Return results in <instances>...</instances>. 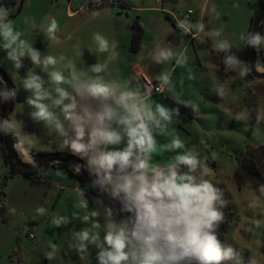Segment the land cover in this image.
I'll list each match as a JSON object with an SVG mask.
<instances>
[{
	"label": "rangeland",
	"instance_id": "1",
	"mask_svg": "<svg viewBox=\"0 0 264 264\" xmlns=\"http://www.w3.org/2000/svg\"><path fill=\"white\" fill-rule=\"evenodd\" d=\"M107 1L23 0V8L19 10L22 0H18L9 7L0 6V65L23 94L26 93L24 81L29 73L40 69L32 62L30 52L38 50L42 58L47 51L62 50L74 18L69 16L68 9L83 5L89 12L93 3L105 4ZM263 1L130 0L136 6L144 3L164 9L160 11L162 19H155L158 29L156 45L146 43L141 52L147 56L150 53L156 56L158 51L168 52L170 65L171 62L174 65V58L180 55L173 66L169 87H173V93L178 96L176 99L195 107L190 115L175 109L162 96L163 93L146 98L149 111L159 121V127L148 122L155 140L151 161L167 165L174 162L177 154L194 150L201 162L209 166L206 179L220 190L224 205H218V209L223 220L227 219L221 244L234 250L232 258L224 260L225 264H264V182L239 185L233 176L249 147L264 144V78L251 77L247 68V36L252 27V15L263 6ZM119 7L121 5L114 9ZM97 8L108 14L113 11L105 5ZM190 8L193 11L188 18L186 12ZM126 10L131 16L138 13L133 6ZM149 14L153 19L152 12ZM123 16L126 17L127 13ZM53 20L57 27L49 33ZM5 25L11 28V33ZM187 27L196 35L191 37ZM152 30L149 26L147 38L152 35ZM17 33L19 37L14 39ZM260 35L264 37V22ZM223 43L229 48L221 49ZM10 53L22 61L23 67H15ZM229 56L238 62L225 67L217 63L223 58L226 64ZM152 58L156 71H162L168 65L161 57ZM258 68L264 69V41L258 50ZM142 70L146 68L141 66L136 71ZM51 72L41 70L46 77ZM157 79L162 80L161 77ZM178 80H181L180 84H176ZM5 90L0 87V92ZM2 101L0 97V103ZM157 106L167 110L169 120L160 117ZM176 138L183 147L169 150L168 146ZM11 163L6 148L0 147V182L9 174ZM56 170L63 174L58 167L49 166L43 170L44 177ZM64 174H67L65 178L75 180L71 173ZM59 183L68 190L73 188V182L63 180ZM4 189L6 210L0 211V264H101L98 258L102 251L100 245L107 247L104 237L109 225L119 222L122 214L117 215V209L111 207L113 216L109 217L106 209L110 206L105 205L99 195L73 191L70 196L59 198L58 193L63 190L61 185L55 189L21 173L9 176ZM85 204L87 212L83 214ZM93 212L97 215L93 216ZM80 214L81 219L86 220L83 223ZM83 231L88 232V240L80 238ZM93 236L97 237L95 241Z\"/></svg>",
	"mask_w": 264,
	"mask_h": 264
},
{
	"label": "clouds",
	"instance_id": "2",
	"mask_svg": "<svg viewBox=\"0 0 264 264\" xmlns=\"http://www.w3.org/2000/svg\"><path fill=\"white\" fill-rule=\"evenodd\" d=\"M4 27L11 33L8 25ZM56 27L53 20L48 32L53 33ZM248 36V42L257 46L264 41L258 32ZM18 37L19 33L14 39ZM94 39L101 52L108 50L105 37L94 33ZM220 48L228 49L229 45L223 43ZM9 56L16 68L23 67L16 56L11 53ZM161 56L167 58L163 52ZM30 58L33 63H39L38 50H32ZM44 62L55 65L56 59L48 56ZM237 62L232 56L226 61L228 65ZM66 67L73 69V79L77 82L74 94L57 86L53 96L43 88L41 77L30 72L24 88L33 94L26 97V103L35 109L30 113L34 121H45L46 126H51L50 131L54 129L64 137L63 147L85 161L77 171L84 170L94 176L91 185L120 204L116 214L123 215L119 222L109 225L104 237L107 247L100 245L101 264H221L232 258L234 250L224 247L216 234L223 221L218 209V205H224L222 194L206 179L209 166L201 162L199 154L189 150L177 154L174 162L164 167L153 165L150 161L155 140L148 122L159 127V121L135 99L136 94L118 91V85L107 83L99 76L80 81L70 62ZM105 68L106 64L91 66L94 73ZM49 75L56 85L67 82L60 71ZM0 97L5 101L15 99L16 91L6 89L0 92ZM45 100H50L51 106L43 103ZM57 108L59 113L53 110ZM157 112L163 119H170L162 106H157ZM112 121L122 126V131L112 129ZM12 130L10 120H0V132L8 134ZM108 145L122 146L109 149ZM168 147L174 150L183 144L176 138ZM106 211L109 217L113 216L111 207ZM79 235L82 240L89 239L87 231ZM96 239L92 237L93 241Z\"/></svg>",
	"mask_w": 264,
	"mask_h": 264
},
{
	"label": "crops",
	"instance_id": "3",
	"mask_svg": "<svg viewBox=\"0 0 264 264\" xmlns=\"http://www.w3.org/2000/svg\"><path fill=\"white\" fill-rule=\"evenodd\" d=\"M93 4L94 5L91 9H89V12H87L88 8H86V6L82 7L83 5H81L77 9H68L69 16L71 18H74L69 24V34L66 35L65 41H63V47L61 48L62 50L51 52L47 51L45 53L46 56H42V58H40V62L35 64L40 66L39 71L35 72L34 74L39 75L41 77L43 88L51 91L53 96L56 95L54 89L57 86L62 87L70 93L74 94V87L77 86V82L73 79V69L66 67V65L70 62L74 66L75 76L78 77L80 81L87 80L90 77L99 76L103 79V81L107 83H115L116 85H118V91H131L135 93V99L141 101L145 107V110L149 111L150 107L147 103H145V100L148 95L146 94L144 85L139 78L140 72L136 71L139 67L142 66L146 68L145 71L149 72L150 74H154L156 78L161 77V81L166 82L165 91L162 95L163 97H172L175 99L178 98V96L175 95V93H173L172 91L173 87H169V83L173 77V66L179 61L178 58L180 55L177 58H174V65L172 62L170 65L171 55H169L168 52L167 54L166 52H163L167 56V58H164L161 56V51H158L157 53L159 54H157L156 56L152 53L147 56L144 55L143 52H141L142 48L138 52H133L130 48L133 35L131 22L137 18H139L140 21L141 19L144 21V23L142 21L141 23L144 25L146 33L149 26L153 28V30L151 31L152 35H150V38H147L146 34V38L143 42L142 47L146 43H153V46L156 45L155 34H157L156 32L158 31V29L156 27L155 19L156 17H160V11L162 12L164 11V9H162V7L147 6L144 5V3L143 5L136 6L133 3H130V0H108L105 4L98 2ZM98 5H105L109 7V9H113V11L108 14L104 10H99V8H97ZM118 5H121V7H119V9H114V7L116 8ZM128 6H133V9H135V11H138L137 15L131 16L129 14V11L126 10ZM145 11H147V13ZM151 12L154 17L153 19H150L149 17L151 15L149 13ZM124 13H127L126 17L123 16ZM253 16L254 14L252 15V18ZM171 19L174 21L176 20L173 17ZM94 33H99L108 40L109 48L107 51L101 52L99 50V44L94 39ZM195 35V32L194 34L191 33V37ZM72 36H74L75 38L73 39ZM188 42L189 39L187 40L186 44H188ZM113 44L116 45L115 48L112 47ZM48 56H52L56 59L55 65H45L44 61L45 58ZM152 57H161L162 61L167 62L168 65L162 71H156L152 63ZM221 60L222 63H220ZM220 61L217 63L221 64V67L229 66L227 63L224 64L225 62L223 63V58H221ZM98 63L102 65L106 64V68L100 73H94L91 70V66ZM43 68L48 71H60L66 78L67 82L61 85L54 84L51 81L50 76L46 77L45 75H42L41 70ZM228 69H230V67H228ZM184 76L185 73H183V77ZM165 77L167 79H165ZM180 83L181 80L176 81V84ZM32 94V90H26V93L23 94L17 87L14 108L10 114V121L14 126L13 131L18 145L17 148L22 158H24L25 160H32V152H71L67 148L63 147L64 137L56 133L54 129L50 131V125L46 126L45 121L36 122L31 118L30 113L35 111V109L26 103V97L31 96ZM43 103L51 106L50 100H45L43 101ZM53 110L59 113L58 108ZM110 127L114 130L122 131V126L118 125L115 121L110 122ZM121 146L122 145H108V148L114 149L119 148ZM150 163H152L153 165H159L154 161H151ZM59 164L60 163L57 162V165L50 166L58 167L59 169H61L59 171H62L63 174L56 170V172H54L56 173V175H53L54 173H50L46 175L43 180H34L30 177L29 178L33 181H38L46 185L55 187V189H58V187L61 185L63 190L59 191V198L70 196V193H74L73 191H84L85 193L97 195L90 190L89 184L87 182H84L77 174L71 173V175L75 176V180L65 178L67 174H64V172L68 171H64L62 168H60ZM69 164L72 168L77 170L73 163ZM159 166L164 167L166 165ZM63 180H65V182H73V188L68 190L69 188L59 183ZM85 193L84 195L86 197ZM86 212L87 206L85 204V208L82 209V213L86 214ZM80 220L82 223L86 221L81 219V214ZM223 262L226 261H221V264H225Z\"/></svg>",
	"mask_w": 264,
	"mask_h": 264
},
{
	"label": "trees",
	"instance_id": "4",
	"mask_svg": "<svg viewBox=\"0 0 264 264\" xmlns=\"http://www.w3.org/2000/svg\"><path fill=\"white\" fill-rule=\"evenodd\" d=\"M17 1L18 0H0V6L9 7L10 5H12L13 3ZM263 5H264V1H263ZM22 8H23V0H22V3L19 5V10H22ZM259 10H256L252 18V22L255 16L259 13ZM167 16L171 17L169 13H167ZM262 26H263V23H262ZM131 28H132L133 35H132L130 48L133 52H138L142 48L143 42L146 38L145 28L139 18L131 22ZM249 33H251V30L249 31ZM247 41H249V36H247ZM259 47L260 45L257 46L258 50H259ZM220 63H222V60L220 61ZM249 75L253 77L250 71H249ZM0 87L6 88L5 83L3 82L1 78H0ZM167 100L175 109L183 111V112H187L190 115H193L194 104H186L172 97H168ZM0 142H1L0 147L3 149L6 148L4 145V133L3 132H0ZM8 155L12 163H11L9 174L6 176L4 181L0 182V211L6 210V205L4 203V195H5L4 186L6 185V182L9 176H14L16 174L23 173L34 180H43L44 178L43 170L48 168L50 165H57V162H54L42 168H37V167L22 168L16 163L15 159L9 154V152H8ZM59 167L62 168L64 171L77 174L84 182L88 183L85 176L81 174L80 171H77L74 168H72L69 163H65V162L60 163ZM233 176H234V180L239 185H242L245 182H252L254 184H260L264 182V144L249 147L244 158L240 160L239 166L235 170ZM89 186L92 191H94L97 195H99L90 184ZM104 203L107 204L105 201ZM107 205L110 206L109 204ZM226 230H227V219L226 220L224 219L219 224L217 232H216L217 237L220 242L223 241Z\"/></svg>",
	"mask_w": 264,
	"mask_h": 264
},
{
	"label": "water",
	"instance_id": "5",
	"mask_svg": "<svg viewBox=\"0 0 264 264\" xmlns=\"http://www.w3.org/2000/svg\"><path fill=\"white\" fill-rule=\"evenodd\" d=\"M264 22V5L260 8L259 13L255 16L252 22L251 33H259ZM248 68L250 73L258 79L264 78V69L258 68V48L257 45L248 43ZM0 78L5 83L6 89H15L17 93V87L15 82L9 77L6 70L0 65ZM15 99L3 100L0 103V120H10V114L14 108ZM4 145L9 154L15 159L16 163L22 168L37 167L42 168L48 164L54 162L60 163H73L76 168L84 165L85 161L80 156L68 152V151H49V152H32V160H25L19 153L17 147L16 137L14 131H9L8 134H4ZM81 174L85 176L88 183L91 185V181L95 179L94 176H89L87 171L81 170ZM92 186V185H91ZM93 187V186H92ZM94 190L102 197V199L115 209L120 208V204L113 199H110L107 194L102 193L99 189L93 187Z\"/></svg>",
	"mask_w": 264,
	"mask_h": 264
},
{
	"label": "built area",
	"instance_id": "6",
	"mask_svg": "<svg viewBox=\"0 0 264 264\" xmlns=\"http://www.w3.org/2000/svg\"><path fill=\"white\" fill-rule=\"evenodd\" d=\"M192 11L193 10L190 8L186 12V17L190 18ZM181 25L184 26V24L182 23ZM187 30L190 33L194 34V31H192L189 27H187ZM139 78L142 81L144 88H145V92L148 96L153 95V94L164 93L165 87H166L165 81L158 80L156 77H154L152 74H150L149 72L145 70L140 71ZM31 236H35L34 233H31Z\"/></svg>",
	"mask_w": 264,
	"mask_h": 264
}]
</instances>
